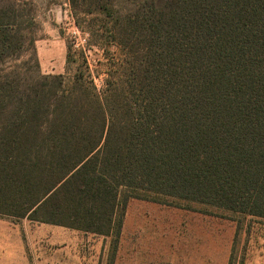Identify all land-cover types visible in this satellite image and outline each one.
<instances>
[{
  "label": "trees",
  "instance_id": "16d2710c",
  "mask_svg": "<svg viewBox=\"0 0 264 264\" xmlns=\"http://www.w3.org/2000/svg\"><path fill=\"white\" fill-rule=\"evenodd\" d=\"M92 1L125 57L102 92L72 52L42 75L32 4L0 0V67L34 62L0 73V216L111 236L136 198L264 219V0Z\"/></svg>",
  "mask_w": 264,
  "mask_h": 264
},
{
  "label": "rangeland",
  "instance_id": "374dc122",
  "mask_svg": "<svg viewBox=\"0 0 264 264\" xmlns=\"http://www.w3.org/2000/svg\"><path fill=\"white\" fill-rule=\"evenodd\" d=\"M29 2L42 75L68 76L67 54L72 52L86 59L98 91L108 80L116 81L124 51L113 42L104 49L107 35L100 27L106 20L96 3L79 2L77 9L86 14L77 17L91 27L83 31L68 0ZM31 57L29 48L20 59L6 60L0 73L33 69ZM165 200L129 199L120 233L111 236L0 216V264H264V219Z\"/></svg>",
  "mask_w": 264,
  "mask_h": 264
}]
</instances>
